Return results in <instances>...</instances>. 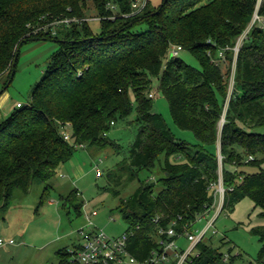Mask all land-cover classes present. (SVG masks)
Here are the masks:
<instances>
[{
  "label": "trees",
  "instance_id": "trees-1",
  "mask_svg": "<svg viewBox=\"0 0 264 264\" xmlns=\"http://www.w3.org/2000/svg\"><path fill=\"white\" fill-rule=\"evenodd\" d=\"M135 1L0 0V79L8 74L3 92L12 83L25 42L52 39L60 44L29 103L0 119V198L7 200L16 189L29 190L36 179L45 182L44 192L48 190L79 143L114 145L119 151L120 144L107 141V134L112 122L115 125L132 113L133 94L138 131L124 161L132 170L130 177L153 168L159 155L165 154L161 190L156 194L155 183L142 182L120 206L128 224V251L145 260L159 249L161 239H168L158 230L173 221L177 234L172 238H187L184 232L214 202L211 184L218 181L220 167L226 188L221 212L250 197L264 213V171L230 169L243 163L260 165L264 159V28L253 25L240 48L222 127L233 51L226 50L225 64L212 61L219 49L235 45L257 6L264 16V0H163L158 7L147 0L137 11L132 7ZM89 13L100 20L97 33L84 20L34 34L54 19L83 18ZM175 44L196 55L201 67L179 56L166 60ZM155 76L160 78L174 124L191 131L197 143L177 137L166 118L152 109L149 93ZM67 123L70 141L62 133ZM212 148L220 149L221 165ZM172 155L177 160L172 161ZM78 195L73 190L64 205L72 202L80 211L83 202L74 203ZM254 231L262 240L264 228ZM221 242H226L225 237ZM75 249H60L57 264H77ZM195 249L185 264H235L232 247L224 253L221 246L202 239ZM263 257L264 243L259 259Z\"/></svg>",
  "mask_w": 264,
  "mask_h": 264
},
{
  "label": "rangeland",
  "instance_id": "rangeland-1",
  "mask_svg": "<svg viewBox=\"0 0 264 264\" xmlns=\"http://www.w3.org/2000/svg\"><path fill=\"white\" fill-rule=\"evenodd\" d=\"M162 1L149 0L152 7H158ZM84 18L90 19L89 25L96 33L100 31L98 17L89 13ZM59 48L60 44L52 39L30 40L20 47L16 73L4 92L1 90L8 74L0 79V108L5 110L4 117L15 108L12 107L13 103H29L36 83L50 64V56ZM179 57L191 66L201 67L199 59L188 49L180 51ZM150 91L155 93L152 109L166 118L174 134L193 144L197 143L191 131L181 130L174 124L168 100L160 88L159 77L152 78ZM131 99L132 113L118 119L107 134V141L120 144L119 151L114 145L76 147L72 158L62 164L50 180L48 190L44 192L45 182L36 179L29 190L16 189L7 200L0 198V238L15 241L0 245V264H57L60 249L68 247L73 250L82 242L78 230L83 226L103 229L111 236L120 237L128 227L120 211L121 201L129 199L142 182L155 183L156 194L161 190L164 153L159 155L153 168L141 169L134 177H130L132 170L128 162L124 164L138 131L133 94ZM212 150L218 153V148ZM170 158L177 160L175 155ZM257 159H261V156ZM96 165L101 169L100 176L97 175ZM230 169L242 173L264 171V159L260 165L243 163L230 165ZM75 189L79 195L74 203L83 202L80 211L72 202L64 205V199ZM218 208L219 203L216 210L200 217L190 231L198 234ZM93 210L97 212L96 215L91 214ZM89 218L93 225L89 224ZM259 228H264L263 210L250 197H244L232 209L221 212L215 218L213 227L203 239L216 247L221 246L224 253L232 247L235 264H264V257L259 259L264 237L261 240V234L254 231ZM223 237L225 243L221 242ZM190 244L185 237L178 240L181 250L187 249ZM196 252L197 249L193 251L194 254Z\"/></svg>",
  "mask_w": 264,
  "mask_h": 264
},
{
  "label": "built area",
  "instance_id": "built-area-1",
  "mask_svg": "<svg viewBox=\"0 0 264 264\" xmlns=\"http://www.w3.org/2000/svg\"><path fill=\"white\" fill-rule=\"evenodd\" d=\"M146 3L147 0H136L133 3L132 7L135 11H137L142 9L146 5ZM84 20L88 21L90 19L84 17H64L54 19L53 21H51L50 25L40 26L34 31V33H38L41 30L47 31V28L49 26H54V29H56L57 27H59L60 24L70 25L73 22H81ZM255 24H259L262 28H264V16L258 13V6L253 13L250 23L243 30L242 34L238 37L235 45L232 47L219 49L217 55L212 57V61L216 64H225L227 60L226 50L231 49L233 51V57L230 62V65L228 66V95L224 106L223 114L220 119V127H222L225 122V114L227 111L228 103L235 86L238 53L243 44V41L248 35V32L250 31L251 27ZM53 33L55 34V30L53 31ZM183 49L184 48L182 45H173L168 51L166 60L170 59L171 57L179 56L180 51H182ZM149 96L154 97L155 93L150 92ZM16 106L20 107L22 106V103L18 102ZM112 125H114V122H112ZM69 127L70 125L67 123V126L63 128L62 133L64 139L70 141L72 132ZM78 146L85 147V144L79 143ZM218 158L221 165L222 155L220 153V149H218ZM96 172L98 176L102 174L101 169L97 165ZM211 187L214 189V202L212 203L211 207L205 210L203 216L209 215L213 209L216 210L218 203L219 208L215 212L213 218L208 220L207 225L198 234H194L190 230H186L184 232V236H186L188 241L191 243L187 249L181 250L180 246L178 245V240L172 238L177 234L174 228V225L176 224L175 221H173L167 229L160 228L158 230L159 234H166L168 239H161L159 249L153 250L151 252V255L145 260L137 259L128 251V233L125 232L120 237H114L107 234L103 229L95 227L86 228V226H83L78 230L82 242L79 244V247L74 250L73 259L76 261L77 264H167L170 263L172 260L175 261V264L187 263L190 254H193L196 243L202 240L207 234V232L213 227L215 218L221 212L226 190L223 185L221 167L220 177L216 183L211 184ZM91 214L96 215L97 212L93 210ZM89 224L93 225L91 218H89ZM6 242L14 243L15 241L13 239L5 241L3 238H0V245L5 244Z\"/></svg>",
  "mask_w": 264,
  "mask_h": 264
},
{
  "label": "crops",
  "instance_id": "crops-1",
  "mask_svg": "<svg viewBox=\"0 0 264 264\" xmlns=\"http://www.w3.org/2000/svg\"><path fill=\"white\" fill-rule=\"evenodd\" d=\"M0 104H1V103H0ZM14 106L16 107V105H14V103H13L12 107H14ZM13 109H14V108H13ZM13 109H12V110H13ZM4 115H6V114H5V110L2 109V108H0V119L3 118ZM14 243H15V242H14Z\"/></svg>",
  "mask_w": 264,
  "mask_h": 264
},
{
  "label": "water",
  "instance_id": "water-1",
  "mask_svg": "<svg viewBox=\"0 0 264 264\" xmlns=\"http://www.w3.org/2000/svg\"><path fill=\"white\" fill-rule=\"evenodd\" d=\"M16 59H17V56H16ZM13 77H14V71H13V73L11 74V79L9 80V83L11 82V80L13 79ZM9 83H8V84H9ZM1 91H3V89H2Z\"/></svg>",
  "mask_w": 264,
  "mask_h": 264
}]
</instances>
